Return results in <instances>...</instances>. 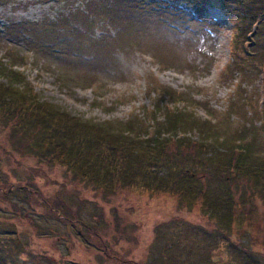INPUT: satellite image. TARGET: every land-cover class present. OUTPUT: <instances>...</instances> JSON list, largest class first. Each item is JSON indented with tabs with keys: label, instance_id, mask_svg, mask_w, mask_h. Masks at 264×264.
I'll list each match as a JSON object with an SVG mask.
<instances>
[{
	"label": "rangeland",
	"instance_id": "374dc122",
	"mask_svg": "<svg viewBox=\"0 0 264 264\" xmlns=\"http://www.w3.org/2000/svg\"><path fill=\"white\" fill-rule=\"evenodd\" d=\"M12 62L18 95L1 75ZM0 91V264H264L259 183L218 189L211 176L212 213L138 187L116 193L88 170L100 190L46 159L43 129L25 122V108L51 110L77 129L133 122L152 134L170 108L198 127L181 130L193 144L170 142L172 155H229L217 137L245 139L248 168L264 170V0H0Z\"/></svg>",
	"mask_w": 264,
	"mask_h": 264
},
{
	"label": "trees",
	"instance_id": "16d2710c",
	"mask_svg": "<svg viewBox=\"0 0 264 264\" xmlns=\"http://www.w3.org/2000/svg\"><path fill=\"white\" fill-rule=\"evenodd\" d=\"M16 68H18V64L12 62L8 66V70L1 69L3 71L1 75L7 79V82L9 81L7 84L9 92L14 91L15 95H18L19 92L14 89V85L19 84L22 74ZM30 93H24L22 97H26ZM31 95L33 94L31 93ZM0 100H2V96ZM20 108L24 109V107ZM0 109L2 110L1 104ZM13 109L7 108V112L10 113ZM25 109L28 114L25 122L32 125L33 128L43 129L38 144L40 153L46 159L62 163L76 176L80 174L86 182H97L91 178L88 170L103 176L105 179H109L107 180L108 186L110 190L115 189L116 193L138 187L143 192L169 195L176 200L184 198L190 206H198L203 202V209L208 211L206 206L210 207L207 204L211 195L209 186L212 185L211 176H213L214 184H218V189L227 187L226 190H229L230 186H227V181L233 180V177L241 176L243 179L259 183L260 190H264V170L248 168L247 161L252 153H249L251 152L250 144L245 139H238L237 143H232L229 139L217 137V143L219 141H222L220 144L228 143L229 155L227 153L220 154L225 152H217L213 155V153L206 152V149L202 153L196 152V157L184 158L183 152H179L177 156L168 152L171 148L169 143L172 144L173 141H176L182 148L193 144L189 140L191 133L181 132V130H184L187 125L196 126V122L192 119H188L192 120L191 124H188L187 118H184L187 120L184 123L182 121L184 115L177 111H171L170 108H168L167 122L157 124L158 126L152 134L146 130L145 133H140L138 130L142 127L135 126L136 124L133 122L124 126V130L121 127L119 132L109 130L111 126L106 128L104 125L84 130V124L80 122V129H77L79 127L77 123L73 126L69 121L65 120L67 123L64 121V114L48 109L50 112L48 116L39 115L36 111ZM56 115H58L57 121ZM155 120L156 118L152 121L154 126H156ZM64 122L65 124H63ZM67 125L69 128L65 130ZM163 129L166 131H162ZM134 131L137 132L136 135H134ZM187 140L189 141L186 142ZM205 140L212 143L209 138ZM210 142H204L206 144L205 147L202 146V149L210 147L208 144ZM235 144L238 146L236 147ZM174 157H176L175 160ZM139 163H143L144 169L141 178L136 174V166ZM162 167L168 170L166 174H161L162 172L159 171ZM95 185L100 190L102 185L104 187L102 182H97ZM233 195L232 192H229L231 198L226 199L229 201L227 207L231 210L227 209V214H225V217H228L227 221H231L229 216L233 219L235 214V206L231 205L235 202ZM67 211L71 210L67 209ZM209 211H211V207ZM220 217H222L221 214ZM66 224L68 225V223Z\"/></svg>",
	"mask_w": 264,
	"mask_h": 264
}]
</instances>
